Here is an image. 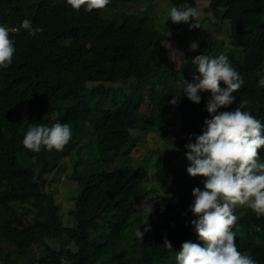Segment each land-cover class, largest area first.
<instances>
[{
    "label": "trees",
    "instance_id": "1",
    "mask_svg": "<svg viewBox=\"0 0 264 264\" xmlns=\"http://www.w3.org/2000/svg\"><path fill=\"white\" fill-rule=\"evenodd\" d=\"M168 1L200 9L199 0ZM145 2L111 0L105 15L104 9L86 12L83 6L76 11L67 0H0V21L16 31L10 37L13 63L0 69V264H177L183 242L204 246L190 223L196 218L190 207L192 190H203L205 178L187 173L185 145L211 118V93H199V104L186 96L176 105L169 101L183 79L191 81L193 56L218 57L223 39L207 43L203 52L188 50L178 36L189 25L170 21L169 33L159 26L152 4L131 12L133 4ZM206 8L220 22L230 21L229 38L237 44L230 50L240 48L243 55L228 57L245 82L234 93L235 103L219 111L246 101L244 110L264 125V88L258 86L264 76V0H209ZM25 19L43 32L29 36L21 27ZM131 85L132 95L124 90ZM148 99L153 107L144 112ZM54 112L73 125L71 141L63 151L26 149L29 124L50 125ZM149 131L174 145L160 153L153 169L137 162L82 176L85 139L96 137L100 152L113 151L114 157L130 154L136 137ZM77 145L72 178L80 191L70 212L74 222L65 225L60 202L46 189ZM258 153L264 159V147ZM234 214L238 249L264 264V216L246 206Z\"/></svg>",
    "mask_w": 264,
    "mask_h": 264
},
{
    "label": "clouds",
    "instance_id": "2",
    "mask_svg": "<svg viewBox=\"0 0 264 264\" xmlns=\"http://www.w3.org/2000/svg\"><path fill=\"white\" fill-rule=\"evenodd\" d=\"M111 0H67L76 11L82 6L84 11L103 10ZM173 24H188L189 30L200 28L201 12L198 7L188 4L171 7L167 13ZM21 27L29 36L43 32V28L33 27L32 21L23 20ZM16 31L5 21H0V69H7L13 63L16 52L15 42L10 37ZM190 63L195 67L189 82L183 79L171 105H176L181 96L191 102H201V92H210L206 104L210 119H205L202 134L186 137V158L190 162L187 173L192 177H204V187L192 190L193 201L190 211L196 234L204 241V246L185 241L177 252V264H258L250 253L241 252L236 243L239 232L237 206L249 207L259 218L264 216V159L258 149L264 147V125L250 111L244 110L246 101H240L231 111L227 109L236 101V93L243 85L244 78L232 66L228 57L221 54L209 58L201 54ZM198 73V75H196ZM260 76L259 73H257ZM226 87H221L220 84ZM258 86L264 88V76H260ZM59 113H51L54 123L29 124L23 138V146L35 153L42 150L63 151L72 139V129L68 123L58 119ZM195 135V134H193ZM185 213L184 215H186ZM147 219L143 224H146ZM150 228H145V232ZM140 240L144 232L135 233ZM259 243V241H257ZM164 245L172 249L169 240Z\"/></svg>",
    "mask_w": 264,
    "mask_h": 264
},
{
    "label": "rangeland",
    "instance_id": "3",
    "mask_svg": "<svg viewBox=\"0 0 264 264\" xmlns=\"http://www.w3.org/2000/svg\"><path fill=\"white\" fill-rule=\"evenodd\" d=\"M198 2L201 12L200 28L189 30L188 27V29L183 30L178 36L180 42H182L183 45H186L188 50L202 48L203 52L204 48L207 47V43L223 39V55L227 57L232 55L237 58H243L240 48H234L233 50H230L231 47H237V44L229 38V34L231 37L230 21L226 20L225 22H220L219 19L215 18L206 8L208 6L209 0H199ZM149 4L153 5L152 13L155 15L159 26L171 33V19L168 18L167 13L174 5L168 0H147V2L141 5L133 4L131 12L135 13L142 11L143 7L148 6ZM108 11L109 10L105 8L103 12L106 15ZM162 23L164 24L165 28L161 26ZM201 54L203 53L196 54L195 56ZM195 56H193V58ZM208 57H210V54ZM189 58L191 57L188 56L186 61L189 62ZM124 90L126 93L132 95V85L124 88ZM122 99L123 98H120V100ZM152 107L153 103L148 99L143 104L142 111L149 112ZM70 127L73 129L72 124ZM195 131H197V129H195ZM136 138H138V144L130 154L120 153L114 157L111 156L113 151H107L106 154L100 152L96 137L90 136L85 139L84 143L87 147H85L81 152L83 162L78 166L79 171L83 172L82 176L87 177L92 172L103 170L109 171L112 168L120 167L124 164L132 165L137 162L148 165L150 166V169H153V164L160 153L174 147V145L170 144L167 140H162V138L154 131H149L147 134L140 133ZM125 148L126 146L123 147V150H125ZM69 151V154L61 161V164L64 166L63 172L58 178L55 177L51 179V182L49 183L50 186L47 185L46 189L48 192H51L52 190L60 202L62 207V220L65 225L74 222L70 212L75 208V199L80 191V187L76 188L75 180L72 178V173L74 172L73 170L75 168L73 159H78L80 156V153L78 152V145L71 148ZM51 177L52 174H49L48 179ZM52 243L56 246L59 245V242L52 241Z\"/></svg>",
    "mask_w": 264,
    "mask_h": 264
},
{
    "label": "bare ground",
    "instance_id": "4",
    "mask_svg": "<svg viewBox=\"0 0 264 264\" xmlns=\"http://www.w3.org/2000/svg\"><path fill=\"white\" fill-rule=\"evenodd\" d=\"M129 152V151H128Z\"/></svg>",
    "mask_w": 264,
    "mask_h": 264
}]
</instances>
